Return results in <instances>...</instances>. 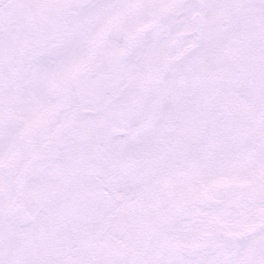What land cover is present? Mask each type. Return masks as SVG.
<instances>
[{
	"label": "snow or ice",
	"instance_id": "1",
	"mask_svg": "<svg viewBox=\"0 0 264 264\" xmlns=\"http://www.w3.org/2000/svg\"><path fill=\"white\" fill-rule=\"evenodd\" d=\"M0 264H264V0H0Z\"/></svg>",
	"mask_w": 264,
	"mask_h": 264
}]
</instances>
